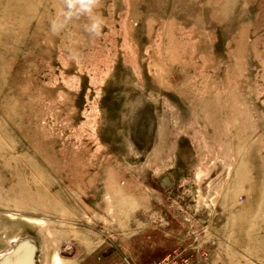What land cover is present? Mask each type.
<instances>
[{"label": "rangeland", "instance_id": "374dc122", "mask_svg": "<svg viewBox=\"0 0 264 264\" xmlns=\"http://www.w3.org/2000/svg\"><path fill=\"white\" fill-rule=\"evenodd\" d=\"M166 258L264 264V0H0V264Z\"/></svg>", "mask_w": 264, "mask_h": 264}, {"label": "built area", "instance_id": "2783aa9c", "mask_svg": "<svg viewBox=\"0 0 264 264\" xmlns=\"http://www.w3.org/2000/svg\"><path fill=\"white\" fill-rule=\"evenodd\" d=\"M154 264H178V262L176 260H174V259L166 258L163 261H160V262H157V263H154Z\"/></svg>", "mask_w": 264, "mask_h": 264}, {"label": "clouds", "instance_id": "9594fccd", "mask_svg": "<svg viewBox=\"0 0 264 264\" xmlns=\"http://www.w3.org/2000/svg\"><path fill=\"white\" fill-rule=\"evenodd\" d=\"M97 31H99V27H97Z\"/></svg>", "mask_w": 264, "mask_h": 264}]
</instances>
